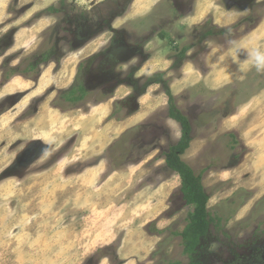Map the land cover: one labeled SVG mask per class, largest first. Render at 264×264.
Masks as SVG:
<instances>
[{"label":"rangeland","instance_id":"obj_1","mask_svg":"<svg viewBox=\"0 0 264 264\" xmlns=\"http://www.w3.org/2000/svg\"><path fill=\"white\" fill-rule=\"evenodd\" d=\"M60 1L0 0V264H188L178 233L190 209L164 160L180 126L162 85L134 114L111 117L133 93L135 67L139 85L161 73L190 122L181 159L202 174L207 209L222 217L206 240L209 264L239 257L254 230L264 241V227L254 229L264 219V68L251 58L264 53V0H235L246 11L226 0ZM50 6L60 11L41 14ZM53 38L58 62L2 84L8 67L23 69ZM113 40L124 44L115 62L85 65L90 89L114 77L102 88L113 94L58 104L80 63Z\"/></svg>","mask_w":264,"mask_h":264},{"label":"trees","instance_id":"obj_2","mask_svg":"<svg viewBox=\"0 0 264 264\" xmlns=\"http://www.w3.org/2000/svg\"><path fill=\"white\" fill-rule=\"evenodd\" d=\"M64 3L65 0L60 1V8L64 5ZM60 8L50 6L41 14H56L60 11ZM78 30H80V27H76V31L74 32L75 37H79L77 33ZM109 30L113 31V29H110V27ZM218 32L223 33L226 31L224 29H220L218 30ZM212 33H214L213 30H207L204 32L202 38L209 36ZM52 34L53 36L56 35V28L52 29ZM123 47V42L113 40L106 49H103L96 55H93L89 59L81 62L74 83L68 89L59 92L57 97L58 104L76 106L84 102L89 95L98 91L99 92L97 94L101 95V98L105 99L106 97H110L113 94L112 89L109 90L107 88H102L105 86V84L114 81L115 78L112 77L113 79H106L103 76V81L99 86L100 89H97L98 87L90 89V86L88 84V78L90 77V75L86 74L85 65L88 61L98 58L100 59V64H102L101 61L105 63L106 59L109 60H106V64L113 63L116 61V59L112 58L113 52L122 49ZM58 49L59 48L56 42V38H53L52 42H50L49 47L44 51L36 53L32 57H30L27 63H25L23 69H20L18 66L8 67L4 72L2 84H5L12 76L15 75L28 76L32 74L33 76H37L39 74V68L41 65H44L53 60H56L58 62L59 58L55 56L59 52ZM187 50V47L181 50V52L178 54V62L184 59ZM3 65H7V63L5 62ZM137 71L138 69L136 67L132 68L127 76L126 81V84L132 88L133 93L126 99L114 102L111 117L116 121H122L125 117L134 114L138 110V98L144 95L146 93V90L150 86L157 84L162 85L168 102L167 116L169 119L175 121L180 126V138L175 145H172L168 148L167 152L164 154V160L166 168L178 175L180 179L179 193L181 194L184 205L188 206L190 209L186 218V225L183 231L178 233V236L181 237L183 254L190 258L194 253H197L199 251L201 244L207 240L211 225L216 227L217 223L215 222L221 221L222 217H219V214H215L214 216H212L209 209H207V202L210 197L207 190L202 185V174H197L188 164H186L181 159V156L189 148V144L192 141L191 125L188 118L184 116L177 108L174 101V96L169 90L167 83L163 79L161 73L154 74L148 77L142 85H139V80L134 79V74ZM123 110H126V113L122 117L119 114ZM137 128L140 129V127ZM127 133L131 134L134 132L133 130H130ZM121 141V139L118 141V144H116L117 147H120L119 144ZM231 202L234 204L236 203V201H234L233 199L231 200Z\"/></svg>","mask_w":264,"mask_h":264},{"label":"flooded vegetation","instance_id":"obj_3","mask_svg":"<svg viewBox=\"0 0 264 264\" xmlns=\"http://www.w3.org/2000/svg\"><path fill=\"white\" fill-rule=\"evenodd\" d=\"M229 5H231L232 8L235 7L242 11H246L248 8L247 5H242L241 1L235 0H231V3H229ZM250 221L251 217H248V220L245 222ZM254 225H256L254 229L261 228L262 230V227H264V219H258V221ZM261 233L263 232L261 231ZM259 237V235H256V230H254L252 235L247 238V243L242 244L238 248H236V250L240 252V256L236 257L235 252L233 253V255L229 254L231 260H229L225 264H264V241L260 240ZM207 248L208 246L205 241L201 244L199 251L197 253H194L192 257L189 258L186 256L188 258V264H209L210 259L208 257L210 255L208 254Z\"/></svg>","mask_w":264,"mask_h":264},{"label":"clouds","instance_id":"obj_4","mask_svg":"<svg viewBox=\"0 0 264 264\" xmlns=\"http://www.w3.org/2000/svg\"><path fill=\"white\" fill-rule=\"evenodd\" d=\"M251 58L254 61L257 70L264 68V53L254 52L251 54Z\"/></svg>","mask_w":264,"mask_h":264},{"label":"crops","instance_id":"obj_5","mask_svg":"<svg viewBox=\"0 0 264 264\" xmlns=\"http://www.w3.org/2000/svg\"><path fill=\"white\" fill-rule=\"evenodd\" d=\"M86 46H88V44H87ZM119 88H120V87H119ZM119 88L116 90V94H117L118 91L120 90ZM123 94H124L123 96L125 97V96H126L125 93H123ZM121 96H122V95H121ZM118 98H123V97H118ZM143 116H144V114L141 112V113L137 116L136 120H137V121H140V120L143 118Z\"/></svg>","mask_w":264,"mask_h":264},{"label":"water","instance_id":"obj_6","mask_svg":"<svg viewBox=\"0 0 264 264\" xmlns=\"http://www.w3.org/2000/svg\"><path fill=\"white\" fill-rule=\"evenodd\" d=\"M225 3H226V7H227V9L232 8L231 5H229V3H231V1L226 0Z\"/></svg>","mask_w":264,"mask_h":264},{"label":"bare ground","instance_id":"obj_7","mask_svg":"<svg viewBox=\"0 0 264 264\" xmlns=\"http://www.w3.org/2000/svg\"><path fill=\"white\" fill-rule=\"evenodd\" d=\"M141 3V2H140ZM133 7V6H132ZM135 8H136V6H135ZM217 83V81H212V83H211V85L213 86V85H215ZM177 90V89H176ZM177 92V91H176Z\"/></svg>","mask_w":264,"mask_h":264}]
</instances>
